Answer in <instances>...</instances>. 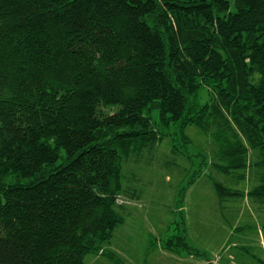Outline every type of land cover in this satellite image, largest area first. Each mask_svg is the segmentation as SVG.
Masks as SVG:
<instances>
[{
  "label": "trees",
  "instance_id": "16d2710c",
  "mask_svg": "<svg viewBox=\"0 0 264 264\" xmlns=\"http://www.w3.org/2000/svg\"><path fill=\"white\" fill-rule=\"evenodd\" d=\"M187 125L264 212V0H0V264H122L123 161Z\"/></svg>",
  "mask_w": 264,
  "mask_h": 264
},
{
  "label": "rangeland",
  "instance_id": "374dc122",
  "mask_svg": "<svg viewBox=\"0 0 264 264\" xmlns=\"http://www.w3.org/2000/svg\"><path fill=\"white\" fill-rule=\"evenodd\" d=\"M152 116L158 119L157 108ZM184 133L191 140L187 144L191 158L172 152L173 140L166 137L123 161L122 187L136 191L139 199L137 213L126 217L120 236L111 240L121 252L113 251L122 264H264V212L247 197L221 200L212 183L245 190L252 182L251 169L246 170L247 181L219 172L209 163L216 150L212 136L196 125H187ZM199 154L208 162L202 164ZM257 155L258 149H249V159L255 161ZM118 199L124 201L123 193ZM183 234L200 255L187 253L180 245L174 251L165 248L170 236L177 242L175 236ZM84 263L116 264L93 254H86Z\"/></svg>",
  "mask_w": 264,
  "mask_h": 264
},
{
  "label": "crops",
  "instance_id": "0c3cea01",
  "mask_svg": "<svg viewBox=\"0 0 264 264\" xmlns=\"http://www.w3.org/2000/svg\"><path fill=\"white\" fill-rule=\"evenodd\" d=\"M124 198H125V200H124V204H125L124 208H125V211L127 212V214L124 216V221L115 228L113 236L115 234L120 236L119 231L122 230L123 226L126 224V220H127L126 217L132 218V217H134L135 213H137V209H136L137 207L136 206H137L138 199H139L138 193L135 194V196H133V198H129V197H126V196H124ZM241 198H244V197H241ZM113 236H112V238H113ZM112 238H111V240H112ZM106 247L111 249V250H114L115 252L116 251L121 252V249L118 248V247H115L112 244L111 241H110V243L108 245H106ZM95 257L100 259V256H96L95 255ZM209 263H210V261L205 262V264H209Z\"/></svg>",
  "mask_w": 264,
  "mask_h": 264
},
{
  "label": "built area",
  "instance_id": "2783aa9c",
  "mask_svg": "<svg viewBox=\"0 0 264 264\" xmlns=\"http://www.w3.org/2000/svg\"><path fill=\"white\" fill-rule=\"evenodd\" d=\"M209 264H212L211 262Z\"/></svg>",
  "mask_w": 264,
  "mask_h": 264
}]
</instances>
